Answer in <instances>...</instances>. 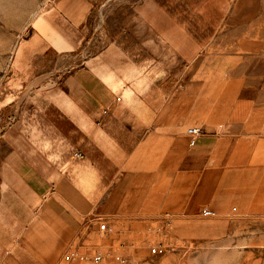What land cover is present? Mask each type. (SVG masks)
Segmentation results:
<instances>
[{
	"label": "crops",
	"instance_id": "1",
	"mask_svg": "<svg viewBox=\"0 0 264 264\" xmlns=\"http://www.w3.org/2000/svg\"><path fill=\"white\" fill-rule=\"evenodd\" d=\"M57 6L68 28L44 23L41 55L73 51L90 32L89 0ZM127 6L118 33L88 36L34 110L38 142L15 136L0 152V264H70L64 255L97 224L204 208L264 221V0ZM190 127L202 131L192 146Z\"/></svg>",
	"mask_w": 264,
	"mask_h": 264
},
{
	"label": "rangeland",
	"instance_id": "2",
	"mask_svg": "<svg viewBox=\"0 0 264 264\" xmlns=\"http://www.w3.org/2000/svg\"><path fill=\"white\" fill-rule=\"evenodd\" d=\"M59 1L0 0V152L9 150L15 136L38 142L43 132L34 128V121H39L34 110L54 99L48 95L50 89L62 86L63 70L71 56L80 55L88 36L106 42L118 33L119 26L113 24L134 0H89L90 32L82 46L52 56L43 47L41 55L34 41L46 22L58 31L68 28ZM92 47L82 54L89 55ZM5 130L7 139L1 137ZM255 219L194 215L183 220L157 217L134 225L97 224L84 246L70 250L87 259L70 264H264V221ZM155 246L160 253H151ZM96 253L101 256L97 263L90 258Z\"/></svg>",
	"mask_w": 264,
	"mask_h": 264
},
{
	"label": "built area",
	"instance_id": "3",
	"mask_svg": "<svg viewBox=\"0 0 264 264\" xmlns=\"http://www.w3.org/2000/svg\"><path fill=\"white\" fill-rule=\"evenodd\" d=\"M103 114H106V110H103ZM202 131L200 128L198 127H190L188 129H186V135L188 136V144L190 146H192L194 144V140L197 136L201 135ZM200 215L202 217H214L215 216V212L210 210V209H202L200 212ZM161 250L158 246L152 247L151 248V253L152 254H156V253H160ZM91 260L93 262H99L101 260V256L100 254L96 253L94 255H92ZM83 259H87V257L83 254H80L78 252L75 251H69L64 255V260L67 262H71L73 260H83Z\"/></svg>",
	"mask_w": 264,
	"mask_h": 264
},
{
	"label": "trees",
	"instance_id": "4",
	"mask_svg": "<svg viewBox=\"0 0 264 264\" xmlns=\"http://www.w3.org/2000/svg\"><path fill=\"white\" fill-rule=\"evenodd\" d=\"M119 39H120V38H118V39L116 40V42H118V41H119Z\"/></svg>",
	"mask_w": 264,
	"mask_h": 264
}]
</instances>
